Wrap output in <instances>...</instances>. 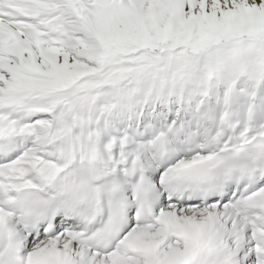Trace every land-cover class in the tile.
Instances as JSON below:
<instances>
[{
    "label": "snow or ice",
    "instance_id": "6c2138e0",
    "mask_svg": "<svg viewBox=\"0 0 264 264\" xmlns=\"http://www.w3.org/2000/svg\"><path fill=\"white\" fill-rule=\"evenodd\" d=\"M0 264H264V0H0Z\"/></svg>",
    "mask_w": 264,
    "mask_h": 264
}]
</instances>
